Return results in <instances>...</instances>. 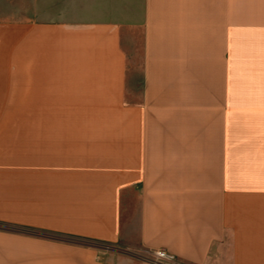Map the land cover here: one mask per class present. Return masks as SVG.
Instances as JSON below:
<instances>
[{
    "label": "crops",
    "instance_id": "obj_1",
    "mask_svg": "<svg viewBox=\"0 0 264 264\" xmlns=\"http://www.w3.org/2000/svg\"><path fill=\"white\" fill-rule=\"evenodd\" d=\"M18 82L41 129L0 148V264H106L135 188L145 247L264 264V0H0Z\"/></svg>",
    "mask_w": 264,
    "mask_h": 264
},
{
    "label": "rangeland",
    "instance_id": "obj_2",
    "mask_svg": "<svg viewBox=\"0 0 264 264\" xmlns=\"http://www.w3.org/2000/svg\"><path fill=\"white\" fill-rule=\"evenodd\" d=\"M138 59L136 63L141 66V56ZM14 86L12 89L0 90V148L3 152H8L10 147L17 148L18 155L24 156L27 139H32L33 135L35 143L41 129L40 122L30 121L28 115L41 113V107L26 105L24 82ZM130 88L137 89V74L131 77ZM37 146L35 144L33 147L36 149ZM139 192L135 188L130 199L124 202L125 215L119 241L116 244L105 241L98 243L103 247V260L106 264H143L152 257L153 251L145 247L141 240ZM0 226L10 227L11 224L0 221Z\"/></svg>",
    "mask_w": 264,
    "mask_h": 264
},
{
    "label": "built area",
    "instance_id": "obj_3",
    "mask_svg": "<svg viewBox=\"0 0 264 264\" xmlns=\"http://www.w3.org/2000/svg\"><path fill=\"white\" fill-rule=\"evenodd\" d=\"M152 257L143 264H177L175 257L165 249L152 250Z\"/></svg>",
    "mask_w": 264,
    "mask_h": 264
}]
</instances>
